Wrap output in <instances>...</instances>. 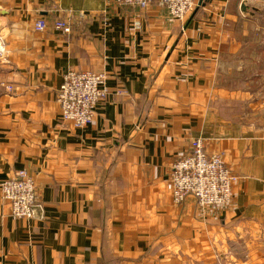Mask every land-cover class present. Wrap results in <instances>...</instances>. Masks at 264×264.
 <instances>
[{
    "label": "crops",
    "instance_id": "obj_1",
    "mask_svg": "<svg viewBox=\"0 0 264 264\" xmlns=\"http://www.w3.org/2000/svg\"><path fill=\"white\" fill-rule=\"evenodd\" d=\"M241 1L181 21L156 2L0 0V170L31 174L37 202L15 218L0 193V264H264V111L243 112L222 75ZM69 68L104 73L111 91L84 128L61 121ZM197 137L236 176L225 206L173 201L171 166Z\"/></svg>",
    "mask_w": 264,
    "mask_h": 264
},
{
    "label": "built area",
    "instance_id": "obj_2",
    "mask_svg": "<svg viewBox=\"0 0 264 264\" xmlns=\"http://www.w3.org/2000/svg\"><path fill=\"white\" fill-rule=\"evenodd\" d=\"M199 0H115L119 6L146 9L153 3L167 11L170 17L183 21L198 5ZM52 27L64 34L72 30V21L52 16ZM48 21L40 17L34 21L35 31H44ZM5 54V43L0 35V59ZM104 73L69 68L62 76L56 92L61 121L75 128L91 124L95 109L111 94L105 84ZM235 174L224 164L218 153H209L201 137L190 141V151L175 160L171 166L170 182L173 201L182 204L188 195L194 196L201 207H220L231 202ZM0 193L11 206L15 218L30 219L37 208L36 185L33 177L21 169L12 176H2Z\"/></svg>",
    "mask_w": 264,
    "mask_h": 264
},
{
    "label": "rangeland",
    "instance_id": "obj_3",
    "mask_svg": "<svg viewBox=\"0 0 264 264\" xmlns=\"http://www.w3.org/2000/svg\"><path fill=\"white\" fill-rule=\"evenodd\" d=\"M254 8L253 15H245L244 19L230 25L235 45L224 57L222 74L225 80L239 84L243 94H247L245 101L238 104L243 112L264 111V4ZM260 121L263 124L264 118Z\"/></svg>",
    "mask_w": 264,
    "mask_h": 264
},
{
    "label": "water",
    "instance_id": "obj_4",
    "mask_svg": "<svg viewBox=\"0 0 264 264\" xmlns=\"http://www.w3.org/2000/svg\"><path fill=\"white\" fill-rule=\"evenodd\" d=\"M204 1L205 0H199L197 7L203 5ZM248 3H249L248 0H242L241 1L240 11L242 12L243 15H248V14L249 15H253V13H254L253 11L255 10V8L254 7H249ZM194 12H195V10H194Z\"/></svg>",
    "mask_w": 264,
    "mask_h": 264
},
{
    "label": "trees",
    "instance_id": "obj_5",
    "mask_svg": "<svg viewBox=\"0 0 264 264\" xmlns=\"http://www.w3.org/2000/svg\"><path fill=\"white\" fill-rule=\"evenodd\" d=\"M193 15H194V14H193ZM192 17H193V16H192ZM72 31H73V28H72L71 32H72ZM71 32H70V33H71ZM70 33H69V34H70Z\"/></svg>",
    "mask_w": 264,
    "mask_h": 264
}]
</instances>
